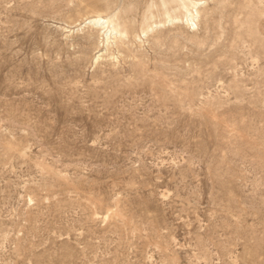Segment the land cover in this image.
Instances as JSON below:
<instances>
[{
  "label": "rangeland",
  "instance_id": "obj_1",
  "mask_svg": "<svg viewBox=\"0 0 264 264\" xmlns=\"http://www.w3.org/2000/svg\"><path fill=\"white\" fill-rule=\"evenodd\" d=\"M193 1L0 0V264H264V0Z\"/></svg>",
  "mask_w": 264,
  "mask_h": 264
},
{
  "label": "bare ground",
  "instance_id": "obj_2",
  "mask_svg": "<svg viewBox=\"0 0 264 264\" xmlns=\"http://www.w3.org/2000/svg\"><path fill=\"white\" fill-rule=\"evenodd\" d=\"M172 2L179 3L182 6L186 7V10H188V12L190 13V20L187 19L189 26H191V25L196 26L197 25V23L195 22V16L199 15L201 12V7L197 4V2H195L193 0H172ZM174 19H176V17H172V16L168 17V21H174ZM84 21H85L84 23L82 22L83 23L82 26L85 25L84 27L92 25V26L99 27V28H109L108 29L109 32H108L107 36L114 35L115 38H122L124 36L125 32H123L122 30H119L118 26H116L114 24V22H112L111 23L112 26L109 27L110 22L105 17H102V16L91 17V18L85 19ZM143 33L145 35H147L149 33V31L146 30ZM102 56H103V54L100 52L99 54H97L96 57L98 59H100Z\"/></svg>",
  "mask_w": 264,
  "mask_h": 264
}]
</instances>
